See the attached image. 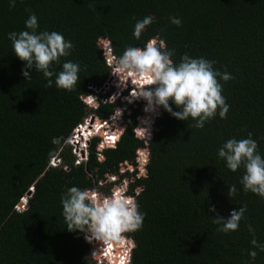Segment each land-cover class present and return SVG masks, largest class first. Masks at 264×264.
Masks as SVG:
<instances>
[{
    "label": "trees",
    "instance_id": "trees-1",
    "mask_svg": "<svg viewBox=\"0 0 264 264\" xmlns=\"http://www.w3.org/2000/svg\"><path fill=\"white\" fill-rule=\"evenodd\" d=\"M30 13L38 18V32L56 31L74 44L71 55L53 66L58 73L65 61L79 64L74 91L58 89L55 76L47 88L34 69H28L31 79L23 76L26 62L14 54L8 33L29 30ZM148 15L154 22L137 40L135 23ZM172 17L182 24L171 23ZM150 39L175 49V63L185 54L203 57L232 74L220 81L230 106L226 119L217 113L202 129L190 128L194 120L158 106L146 139L139 136L146 100L127 104L124 95L87 108L81 97L109 73L104 45L119 57L127 46L143 47ZM90 111L119 139L113 148L92 138L87 160L75 165L65 141ZM249 132L264 156V0H16L14 8L0 0V264H95L84 233L67 229L61 196L72 186L108 192L124 179L127 195L146 213L142 229L127 233L134 242L128 264H264L248 230L250 224L264 244V199L244 192V169L233 172L218 156L228 139ZM54 157L60 162L52 166ZM230 185L237 188L233 198ZM22 198L25 208L16 209ZM244 205L238 231H217L212 216L227 219ZM250 250L257 251L255 260Z\"/></svg>",
    "mask_w": 264,
    "mask_h": 264
},
{
    "label": "clouds",
    "instance_id": "clouds-1",
    "mask_svg": "<svg viewBox=\"0 0 264 264\" xmlns=\"http://www.w3.org/2000/svg\"><path fill=\"white\" fill-rule=\"evenodd\" d=\"M16 0H9V7L14 8ZM154 22V17L148 15L138 20L134 26V37L139 40L146 27ZM171 23L180 26L181 19L171 18ZM26 29L19 33H8L12 42L14 54L25 61L22 70L26 80L32 75L28 69L41 72L47 80L46 87L55 85L58 89L69 92L76 89L80 80V66L73 61H65L62 70L56 73L54 65L61 63V57H68L74 49V44L56 31L38 32V18L30 13L25 21ZM175 49L169 50L163 40L150 39L143 47L127 46L119 58L115 59L112 74L119 77L122 84L133 85L131 99L143 98L147 101V111L162 106L173 117L180 120L191 118L194 124L190 128L202 129L206 121L215 118L217 113L221 119L227 118L230 106L223 96V84L220 82L234 79L231 73L221 72L214 68L215 61L203 57L193 58L185 54L179 63L172 57ZM177 109L174 111L172 105ZM142 134L150 139L151 133L146 127H139ZM136 129H134L135 131ZM252 133L247 138L228 139L218 150V156L226 162V166L235 172L241 167L244 174L240 180L244 192L251 191L264 199V156L258 151V142L252 139ZM119 139V137H118ZM117 139V140H118ZM61 138H53V144H59ZM115 147L114 142H109ZM237 194L235 185L229 186L228 195L233 198ZM23 199V198H22ZM21 199V201H22ZM62 215L69 231L84 233L88 242H101V249L93 252L96 255L109 246H121L125 234L134 233L143 227L146 213L140 211V205L125 190L114 188L110 195H104L97 189H81L72 186L61 196ZM215 212V206L211 208ZM247 206L233 210L229 218L216 215L213 223L219 225L217 231L230 233L238 231L240 222L245 218ZM252 234L251 244L264 252V244L255 238V229L249 224ZM252 260L257 251L250 250Z\"/></svg>",
    "mask_w": 264,
    "mask_h": 264
},
{
    "label": "built area",
    "instance_id": "built-area-1",
    "mask_svg": "<svg viewBox=\"0 0 264 264\" xmlns=\"http://www.w3.org/2000/svg\"><path fill=\"white\" fill-rule=\"evenodd\" d=\"M105 51V64L109 68V73L104 81V83L100 87H91L92 93L89 96H82V101L85 103L89 110H95L101 104L112 103L115 100L122 98L125 95L126 103L131 104L135 100H145L143 98L139 99H131L130 93L132 91L133 85L129 81L127 86L122 84L119 80V77L112 74L114 67H115V59L119 58L115 56L112 52L109 44L104 45ZM91 101V103H89ZM126 106H123L125 109ZM148 112V111H147ZM159 107H155L152 113H147L146 117L143 119V127L149 129L150 133L152 130V124L154 118L158 115ZM120 114V112H119ZM107 124L106 120H101L96 116L93 111H90L82 120L81 123L77 124L74 129L72 130L69 137L66 139L65 144L73 147L74 152V164L79 165L82 162L87 160V151L89 142L94 137H100L104 140V142L109 143V137H116L115 141H117L119 135L109 129H106L105 126ZM139 136L141 138H146V134H142L141 131L139 132ZM114 141V142H115ZM72 152V149H71ZM139 156L144 157V153L140 152ZM60 159L58 157H54L50 160V164L55 166L59 164ZM122 170V169H121ZM109 182L114 180V177L108 178ZM124 181V180H123ZM107 183L104 181H100L98 185L104 186ZM115 185V186H114ZM111 186V191L114 188H121L127 192L128 184L125 186L124 184L116 185L114 184ZM114 186V187H113ZM138 190V189H137ZM136 190V192H137ZM127 195V193H126ZM25 199V198H23ZM25 201H20V203L16 206V209H23L25 208ZM88 242V241H87ZM90 247L88 251V255L95 261V264H128L130 260V255L132 248L134 246L133 239L125 234V240L122 241L121 246L117 248L115 245L109 246L103 251L98 252L96 255H92L94 251L101 249V242L94 241L88 242Z\"/></svg>",
    "mask_w": 264,
    "mask_h": 264
},
{
    "label": "rangeland",
    "instance_id": "rangeland-1",
    "mask_svg": "<svg viewBox=\"0 0 264 264\" xmlns=\"http://www.w3.org/2000/svg\"><path fill=\"white\" fill-rule=\"evenodd\" d=\"M71 149H72V153L74 154V152H73V147H70ZM76 156V155H75ZM77 157V156H76ZM132 169V166H129V170H131ZM121 172H123L124 171V168H122V170H120ZM109 176H113V174H111V175H109ZM111 178V177H110ZM129 183V180L127 179H124V181H122V184H124L125 186L127 185ZM121 183H119V184H116V185H120ZM106 185H104L103 187H105ZM115 186V185H114ZM113 186V187H114ZM100 193H103L104 195H110L111 194V189L108 191V192H105V190L104 189H101V190H98ZM23 201L25 200V199H22ZM21 209V208H20Z\"/></svg>",
    "mask_w": 264,
    "mask_h": 264
},
{
    "label": "snow or ice",
    "instance_id": "snow-or-ice-1",
    "mask_svg": "<svg viewBox=\"0 0 264 264\" xmlns=\"http://www.w3.org/2000/svg\"><path fill=\"white\" fill-rule=\"evenodd\" d=\"M89 103H91V101H89ZM116 139V137H109V142H114Z\"/></svg>",
    "mask_w": 264,
    "mask_h": 264
},
{
    "label": "water",
    "instance_id": "water-1",
    "mask_svg": "<svg viewBox=\"0 0 264 264\" xmlns=\"http://www.w3.org/2000/svg\"><path fill=\"white\" fill-rule=\"evenodd\" d=\"M31 191H32V190H30V191L28 192V194H27V195H29V194L31 193Z\"/></svg>",
    "mask_w": 264,
    "mask_h": 264
}]
</instances>
